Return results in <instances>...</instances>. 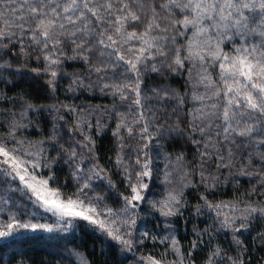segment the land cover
Listing matches in <instances>:
<instances>
[{"label":"snow or ice","instance_id":"obj_1","mask_svg":"<svg viewBox=\"0 0 264 264\" xmlns=\"http://www.w3.org/2000/svg\"><path fill=\"white\" fill-rule=\"evenodd\" d=\"M0 264H264V0H0Z\"/></svg>","mask_w":264,"mask_h":264},{"label":"trees","instance_id":"obj_2","mask_svg":"<svg viewBox=\"0 0 264 264\" xmlns=\"http://www.w3.org/2000/svg\"><path fill=\"white\" fill-rule=\"evenodd\" d=\"M81 236H83V233H81ZM83 238L87 242V246L90 248L91 247V238L88 236H84ZM30 255H32L35 259L39 260L45 256V253L37 250L36 252L30 253Z\"/></svg>","mask_w":264,"mask_h":264}]
</instances>
